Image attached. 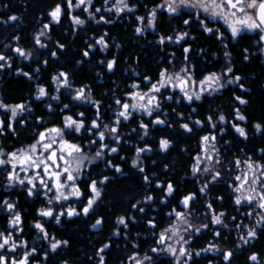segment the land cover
Returning a JSON list of instances; mask_svg holds the SVG:
<instances>
[{
	"label": "trees",
	"instance_id": "16d2710c",
	"mask_svg": "<svg viewBox=\"0 0 264 264\" xmlns=\"http://www.w3.org/2000/svg\"><path fill=\"white\" fill-rule=\"evenodd\" d=\"M103 1L94 0V3L102 5ZM159 1L161 0H129L130 4L137 6L136 11L122 14L115 19L107 15L106 18L111 23L95 24L88 20L82 27L73 29L66 12L67 0H0V48L11 50L13 47H20L26 53H32L27 61L47 60L48 63L40 70L41 75L49 71L52 74L67 72L73 82L72 86H82L85 95H88L90 90L91 99L99 101L100 108L106 112L108 106H111V99H118L121 94L133 91L132 84H138L140 89L147 91L151 83L158 80L159 71L164 68L178 69L182 64L187 65L191 67L196 79L210 72L221 73L230 79L236 75L242 78L235 84L226 82L219 91L204 94L200 100L191 103L173 95L172 99L160 100L161 109L154 111L152 115L158 116L160 113L166 121L164 125H153L150 118L147 119L148 129L143 143L151 150L142 156L141 167L145 171L141 173L138 168L130 167L127 160L118 162L125 168L126 174L112 175V178L103 184L102 202L98 205V215L103 220L102 229L89 231L85 219L80 228H71L67 232V248L50 255L45 264H60L65 258L74 264H92L96 246L103 247L105 244L109 247L106 248L104 264H118L127 253L151 257L149 262L143 264H172V258L168 254L151 255V249L156 245L157 233L169 225V214L173 209L179 208V201L184 196L195 194L191 201L192 208L200 213L202 221L205 217L203 212L209 210L208 203L212 204L215 212L224 211L227 217H238L228 182L221 177L210 182L192 172L201 137L222 127L223 131L217 136L216 142L225 161L233 163L237 159L249 157L264 164V60L255 34L241 32L233 39L220 22L205 21L208 27L219 29V32L223 33L224 38L218 40L215 32L206 33L200 23L185 11L178 14L160 12L155 21L158 33L137 34L134 28L138 24L136 14H143L142 5L150 7ZM57 3L61 4L64 13L58 23H51L48 13ZM10 16H16L18 19L9 20ZM185 19L190 21L189 25H184ZM47 23L50 25L47 38L42 40L46 47L38 48L35 43L36 33ZM180 32H187L188 36L176 42L174 37ZM104 33H107L105 40L108 47L101 51V46L95 45L89 50L90 55L84 57L83 51L87 49L88 44H95V39ZM161 35L172 36L173 40L160 45L157 36ZM16 36H19L18 41L13 39ZM57 42L64 44L65 48L59 49ZM185 47H189L188 53L183 51ZM53 51L57 53L56 57L51 55ZM225 51L230 53L228 57H225ZM245 56L248 57L247 60L244 59ZM18 58L25 61L20 55ZM110 59L116 60L111 71L107 69V61ZM101 61L104 63L101 64ZM37 64L41 66L40 63ZM229 64L233 67V72L224 75ZM25 70L32 73L29 67H25ZM145 76L150 77L151 82H145ZM240 83L244 85V89L239 87ZM32 84L33 82L24 75H10L3 81L1 89L6 99L21 101L24 94L33 89ZM235 96H241L247 103L239 104ZM192 106L194 111L190 109ZM236 108L246 117L242 126L247 138L241 137L232 127L236 122ZM220 114L225 116L224 122L218 120ZM208 116H212V122L216 125L214 129L207 121ZM197 119L203 123L196 125L194 121ZM183 123H188L192 131L181 128ZM257 123L261 124L259 131L255 130ZM161 138L171 141L167 150L160 149ZM112 159H117V156ZM93 168L95 172L98 167L95 165ZM110 173L113 172L110 170ZM144 175L149 177L147 182L143 179ZM158 182L160 187H157ZM169 182L175 189L171 195L166 192ZM205 183H208V188L201 193L199 189ZM148 195L153 199L145 200ZM219 197L223 199H218ZM137 201L140 203L137 204ZM133 204H137V207L132 208ZM140 208L144 211H139ZM120 216H124L128 224L127 231L120 227V232L126 236H107L112 235L116 219ZM150 219L155 221V227L148 224ZM227 223L230 224L229 220ZM58 233L65 236L64 230H59ZM210 238L212 235L206 230L194 236L191 245L202 247ZM219 240L224 242L222 235ZM227 240L229 243L230 237ZM247 252H256L258 262L249 259ZM188 264H264V226L258 229L252 245L243 252L233 253L229 261H224L221 256L200 254Z\"/></svg>",
	"mask_w": 264,
	"mask_h": 264
},
{
	"label": "snow or ice",
	"instance_id": "6c2138e0",
	"mask_svg": "<svg viewBox=\"0 0 264 264\" xmlns=\"http://www.w3.org/2000/svg\"><path fill=\"white\" fill-rule=\"evenodd\" d=\"M92 4V0H77L75 4L72 3V0H67V7L69 11L75 7L80 8L81 5H85L83 11L88 13V16L92 19H95V13H99L101 11L100 8L95 9V13L90 12L88 5ZM104 4H108V0H104ZM133 6H129L127 3V0H115V3L112 4L111 8H106L105 11L111 12L112 9H115V12L117 15H119L121 12H123L125 9H127L128 12H132ZM181 7H190V8H196L201 9L204 13H207L211 18L219 17L224 21V24L227 26V28L231 32V37L235 39L242 31L248 30V31H258L261 33L260 40L264 41V0H165V3L162 5H157L156 7L152 8L147 18L142 16H137L136 19L141 24H144L145 19H147V23L144 24V27L137 26L135 28V32L137 34L142 33L145 28H153L155 29V21L157 18V8H166L167 12L169 14L177 13L178 9ZM62 14V6L60 3H57L55 7L48 13V15L51 17L52 21L59 22ZM18 18L16 16H10L9 20H17ZM197 19H199V16H197ZM72 21L74 25H84L85 20L81 19L79 16H73ZM99 21H103L105 23H111L110 20H106L103 15L99 17ZM98 21V22H99ZM184 25H189L190 21L188 19H185L183 21ZM199 23L203 30L206 33H216V38L218 40H222L224 38V35L222 32H219V29H214L212 27H208L205 24L204 20H199ZM49 24H44L43 29L47 30L49 29ZM42 30L36 37H35V43L39 45L40 47H46L45 44L42 43L40 37L45 36L46 32ZM107 33H104L101 35L96 41L95 44H88L87 49L83 51V56L88 57L90 55L89 50L94 48L95 45L101 46V51L106 49L108 47V43L105 40V36ZM188 36L187 32H180L177 33L174 37L176 42H179L184 39V37ZM15 40H19V36L13 37ZM172 36H159L158 43L163 45L165 41H172ZM5 47H8L5 45ZM57 47L59 49H64L65 45L62 43L57 42ZM119 47V45H117ZM226 47V46H225ZM189 47H185L183 51L185 53L189 52ZM12 51L18 53L21 57H24L27 59L29 56L32 55L31 52H25L24 49L20 47H15L12 49ZM245 52H247V49H245ZM53 57H56L57 53L53 51L51 53ZM174 55V54H173ZM225 57H228L230 55L229 52L225 51L224 53ZM245 60L248 59L247 56L244 57ZM11 57L6 56L2 53H0V61H3V63H0V69H4L6 66L11 67L10 63ZM185 60H187V55H185ZM43 63L46 65L48 63L47 60L43 61ZM101 64L104 62L101 61ZM171 63V61H169ZM116 64L115 59H110L107 61V69L111 71ZM18 71H22L19 70ZM36 73L40 72V68L37 67L34 70ZM233 72V67L231 64L226 67L224 71V75H227L228 73ZM22 74L25 77H28L29 79H33L32 73L29 72H22ZM38 78V77H37ZM222 76L218 75L216 72H210L203 76L202 79L199 80L198 85L197 82L193 79V75L190 71L189 66L185 65L179 69V71L176 72H169L167 68L161 69L159 71V79L155 83H151V86L148 88L147 92H141L139 91V85L138 84H132L131 88L134 89L133 91H129L126 93V96L130 98L132 102H129L128 100L122 101L121 99H116L115 103L120 106L121 110L116 114V120L115 124L112 127H109V125L104 124L103 130H101V125L99 123L100 120V113H99V101H92L91 99V93L89 90L88 95H85V89L82 87L75 91V94L72 96L73 100H85L93 103L96 106L97 109V115L96 118L91 121V126L88 127L86 130L93 136V137H99V148L95 152V155L91 158H89L88 154L85 152L84 147L82 143H75L68 139H66V136L72 135L73 132L79 134L81 133V130L85 128V123L83 119H74L72 115H64L63 116V124L62 126H53L44 128V130L39 131L36 138L34 139V142L22 147L20 149L5 152V150L0 147V167L5 168L6 171V180L7 184L9 186H14L16 183H18L20 186L25 187L28 196H33L37 194V183L39 182V186L44 190L43 195L47 198V202L49 205L53 203V201H67L72 197H75L79 199L83 193L81 192V189L79 185L76 184V180L78 177L82 174V170L85 167V161H87L89 164L92 163V161L96 158L102 157L104 155L103 149L107 148L109 153H115L118 151L116 147H109L108 144L104 143L106 139V133L109 134L116 143H120V136L118 134V128L116 125L120 124V118H123L124 120H128L131 116V112L129 109H143L148 115H152L153 109H158L160 107V103L158 100L157 93L161 92L162 88H168L171 87L173 89L178 88L180 92L183 94L184 98L188 101H192L193 98L195 100H200L202 97V94L205 91H208L209 89L212 92L217 91L218 89L223 88L225 85L221 83ZM241 76L236 75L229 79L228 83H238L241 81ZM51 80L54 84H56V91L59 92L61 87H65L68 89H71V83L69 81V74L64 71L58 72L56 75H53L51 77ZM145 81L151 82V78L148 76L144 77ZM239 87L241 89H244V85L242 83L239 84ZM191 89V91H190ZM48 95V92L46 90V87L37 84L36 86V98L40 99L42 97H45ZM59 96H52V100H59ZM167 99H172L171 96L167 97ZM235 100L239 102V104L243 105L246 104L247 101L243 99L241 96H235ZM49 110L52 109V105H48ZM0 109L4 110V112L11 113L10 117L7 118V122L5 119H0V135H3L5 133L6 129H11L13 132H15V129L13 127V122L15 121L16 117L19 113H22L24 111H31V108L26 107L24 103H18L14 105H9L4 103L2 100H0ZM65 109H69L68 104H64L63 108L61 109V112H63ZM236 119L243 121L246 119V117L241 114L240 109L236 108ZM79 117H83L84 113L80 112L78 113ZM38 120L42 118H37ZM218 120L221 122L225 121V116L223 114H220L218 116ZM207 121L211 124L212 128H215V123L212 122V116L207 117ZM20 123H26V121L21 120ZM154 124H164L165 120L160 119L159 116L156 117L155 120L152 121ZM196 125H201L203 122L199 119L194 121ZM181 128L184 130L191 132L192 128L189 126L188 123H183L180 125ZM232 127L235 129V131L244 138H247V133L245 129L238 124L233 123ZM140 128L145 130V134H147L148 125L144 124L143 122L140 123ZM255 128L257 131L261 129V124L257 123L255 124ZM216 140L215 135H204L201 137V145H202V152L207 153L209 150V147H211V151L216 152V148L214 142ZM92 145H95L97 143V140L93 138L89 142ZM171 141L166 138H161L159 141V147L161 150H167ZM56 145L57 147H54ZM150 151L151 149L145 145V147H137L135 149L136 151V158L132 160V166L138 167L139 171L143 173L145 170L143 167L139 165L140 160V153H143L144 151ZM264 151V150H262ZM6 157V158H4ZM123 159V157H121ZM204 159L212 160L213 157L211 155H207L204 157ZM194 164L192 166V172L195 174L197 172L201 171V162L202 157L201 155H197L194 158ZM219 159L217 158L216 163H219ZM237 167L240 166L241 161L236 160L235 161ZM244 163L247 165L248 169L252 171L253 175L251 180L249 181V177L247 173H245L242 176L237 175L235 177V180L238 181L233 191L235 193H239V195H236L234 200L236 205H241L242 202H247L249 206L253 205L255 203V207L259 209L260 211L256 212V216L258 219L256 220V225L259 226L260 224L264 223V164H258L255 162H251L250 158L249 160L244 161ZM10 165L11 168L8 169L5 166ZM19 166L20 170L27 173L30 169L34 170L33 176H26L25 178H20L19 173L17 172V167ZM107 166L112 167L115 169L116 172H120L121 168L118 164H113L111 160L107 161ZM167 167V166H165ZM35 170H42V171H35ZM203 172L209 173L212 171V169L205 165L202 169ZM257 172L259 174L257 175ZM221 173L219 171H214V173L211 176V181H215L218 177H220ZM47 177V180L45 179ZM109 179L108 176H104L100 181L99 184L103 185L105 181ZM144 181L147 182L149 180L148 175H144L143 177ZM210 181V182H211ZM98 181L93 179L90 183V191L91 196L88 198L87 203L82 207L81 212L84 215H88L89 211L93 208V205L96 203L97 199L101 196V189L97 186ZM246 184H250V188L247 190V195H245V188L244 186ZM157 187H160L159 182L157 183ZM208 188V183H205L199 191L201 193L205 192V190ZM175 191L173 185L171 182L167 183L166 192L167 194L171 195ZM49 193H53L52 196H49ZM195 197L194 193H189L188 195L184 196L181 200V204L188 208L190 201H192ZM153 197L151 195H148L145 197V200H152ZM218 199H223L222 197H219ZM4 205L6 206L7 210L12 211L15 208V204L12 202H9L8 200H4ZM140 202L137 201V204ZM137 204H133L132 208H136ZM207 208L213 212L211 215V224H221L223 221L221 220V217L224 215L223 212L216 214L214 210L212 209V204L208 203ZM139 211L143 212L144 209L140 208ZM81 212H78L75 207L69 206L67 209H61L58 213L55 214V220L57 223H60L61 217L65 214L67 217H72L74 215H80ZM173 213L177 219V221L185 225L186 227L181 228L179 224L173 223L170 224L167 228L163 229L159 237L156 241L157 244L165 245L164 248L158 249V248H152V252L157 251H166L167 253L171 254L172 257L175 260V264H188L189 260L192 258L193 253L188 251L185 247H183V244H187L189 241L185 240L183 236L180 235V232L183 231L185 233H189L190 236V230L194 229L196 233H199L201 229H206L209 227V224H201L199 227H196L193 225L189 219L188 216L191 215V213H185L181 211H175L173 209ZM173 213H170L169 215H172ZM39 214L43 217H53L54 216V208L47 207L42 208L39 210ZM248 216H252L253 212L249 211L247 213ZM233 220H235V217H232ZM21 223V215L19 212H15L12 216V219L10 220V224L13 227H16L20 225ZM102 223L101 219H97L93 227H96L97 225H100ZM117 223L120 225H124L125 228L128 227V224L126 223V218L124 216H120L117 218ZM148 224L152 227H155V221L154 220H148ZM35 228L38 229L40 232L43 233V239L48 240L49 234L45 230L44 226L40 222L35 223ZM227 227V225H224ZM235 227L237 229H240L242 225L240 223L236 224ZM243 228L247 229L246 237L242 234L240 236V239L247 244L248 239H255L257 232L256 227L249 228L248 225H243ZM171 233V235H168V233ZM215 236H220V232L216 231L214 232ZM173 237H178L176 240V243H181L182 245L177 249L172 243H167L166 241L172 240ZM191 238V236H190ZM0 239H2V243H0V249H3L6 245L9 244L10 240L12 239L11 233L8 235H5V233L0 232ZM23 243V242H22ZM69 244L68 240H58L55 239V237H51L50 241V248L54 252L57 250L58 247L61 245L67 246ZM17 245L13 243L11 245V249L15 251ZM109 245L105 244L103 248L99 250L97 255L100 254V252H103L105 248H108ZM209 250H215L220 251L218 246L213 243H209L207 248L201 249L200 251H197L195 253L196 256H199L201 252L203 251H209ZM33 252L36 251L35 248L32 249ZM30 253L25 252L24 258L16 261L13 260L12 264H27L28 257ZM233 253L231 251H225L223 254L224 261H229ZM45 256H47V253H45ZM186 257V259L181 260V258ZM129 259H134L135 264H143V261L140 259H136L135 257H130ZM144 260H151V257L145 255ZM249 259L252 261H257V255L252 254ZM0 264H6V258L3 255H0ZM99 264H104V257L100 256V262Z\"/></svg>",
	"mask_w": 264,
	"mask_h": 264
},
{
	"label": "flooded vegetation",
	"instance_id": "af4514ba",
	"mask_svg": "<svg viewBox=\"0 0 264 264\" xmlns=\"http://www.w3.org/2000/svg\"><path fill=\"white\" fill-rule=\"evenodd\" d=\"M161 3H162V0L157 2L154 5H151L150 7H147L146 5H142L143 14H139V15L136 14V17L142 16V17L147 18L149 11L152 8L156 7L157 5H161ZM128 4L130 7L133 6V4L129 3V0H128ZM93 5L99 8L100 6L103 5V3L102 5H96L93 2ZM136 9H137V6L135 5L132 12L136 11ZM163 11H166V10L162 8H157V14ZM181 11H185L186 13L192 15V19H194L198 23H199V20L212 21V22L214 21L194 11H187V10H181ZM181 11H178L177 13H174V14H178ZM66 12H68V16L70 18L69 10L67 9ZM132 12L127 11V12H122V14H125V13L129 14ZM63 13L64 11L62 10L61 16L63 15ZM166 13L169 14L167 11ZM118 16L109 15V17H112L113 19H115ZM197 16H199V19H197ZM105 19L107 20L106 17ZM88 20L92 21L95 24L101 23V21L98 22L92 19H86L85 22ZM146 20L147 19H145L144 24ZM70 21H71V18H70ZM51 23H55V22H51ZM136 24L137 25L134 26V28H136L137 26L144 27V24H141L137 20H136ZM79 27H82V26L74 27V25H72L73 29H77ZM147 32H150L154 35L158 33L155 27V29L146 28L140 34H146ZM157 39H159V36H157ZM96 40L97 39H95V41ZM12 49L8 50L3 47L0 48V53L11 57V60H10L11 67L9 68L6 66L4 69H0V100H2L4 103L9 104V105L24 103L26 107L31 108V111H24L18 114L15 121L13 122V127L15 129V132H13L11 129H6L5 133L3 135H0V147H2L5 150V152H10V151H14L22 147H25L34 142V139L36 138L39 131H42L44 130V128H48V127L62 126L63 116L72 115L74 119H83L85 123V128L82 129L81 133L79 134L73 132L72 135L66 136V139L72 142H75V143H82L84 150L87 151L88 154L94 153L95 149L99 148V137H93L86 129L91 126V121L96 118V115H97L96 106L89 101L84 102L83 100H73L72 99V96L75 94V91L82 88V86H78V87L72 86L73 82L69 77V81L71 83V89L61 87L60 91L57 92L56 84L52 82L51 77L53 75H56L58 72L52 74L51 71H49L47 74H42V75L39 74L40 72L36 73L34 70L37 67H39L40 70L41 68L45 67V64L43 63V61H39V62L38 61H27V59L25 58H24L25 61H20V59L18 58L19 54L12 51ZM0 63H3V61H0ZM37 63H40L41 66H39ZM25 67H29L32 71L33 79H29L28 77L27 79L33 82L32 84L33 89H31L28 93H25L24 99L21 101H10L9 99H6L1 89L3 81L5 80V78L9 77L10 75L12 76L23 75L22 72L27 71L25 70ZM18 69L22 71H18ZM37 84H41L46 87V90L48 92L47 96L42 97L40 99L36 98ZM138 90L142 92L145 91L144 89H140V88ZM126 93L121 94V96L118 99H121L122 101L128 99V97L126 96ZM172 95L177 96V98L183 99V97L179 96L177 93H172ZM52 96H59L60 98L59 100H52L51 99ZM114 96L116 97V92ZM115 100L116 98L111 99V102H110L111 106H108L107 112L104 111V109H101L99 105V113H100L99 123L101 125V130L103 129L104 124L109 125V127H112L115 124L116 114L121 110L120 106L115 103ZM183 100L186 101L187 103H191L192 101H197V100L188 101L186 99H183ZM92 101L94 100L92 99ZM49 104L52 105L51 110H49L48 108ZM64 104H68L69 109H65L63 112H61V109L63 108ZM85 106H87L86 109H91L92 111L91 112L86 111ZM159 109H161V105L157 110H154V111H158ZM190 109L194 111L193 106ZM80 112L84 113L83 117L78 116V113ZM10 115H11L10 111L4 112V110L0 109V119H5V121L7 122V118L10 117ZM157 115L159 116L160 119H163L166 121V118L162 114L160 115V113H158ZM148 117L150 118L151 124L155 125L154 123H152V121L155 120L157 116L145 115L140 112L132 113L128 120H124L123 118H120V124L116 125V127L118 128V134L121 138L120 143H116L114 139L109 134L106 133V139L104 143L108 144L109 147H116L118 151L115 153H109L108 149L105 148L103 150L104 155L102 157L97 158L87 168H83L82 174L76 180V184L79 185L81 192L83 193V195L79 199L72 197L67 201L57 202L54 200L53 203L49 205L47 202V198L43 195L44 190L39 186L38 181H36L37 194L30 197L27 195L26 186L22 187L18 183H16L14 186H9L6 180L5 168L0 167V232L5 233V235H8L9 233H11V237H12L9 244L6 245L3 249H0V255H3L6 258V264H12L13 260L19 261L23 259L25 252L30 253L27 264H45L46 259L50 255L55 254L58 250H63V249L65 250L68 246V245L67 246L61 245L60 247L57 248L56 251L53 252L50 248L51 237L54 236L55 239H58L61 241L67 240V237H69V235L67 234L69 229L80 228L82 224L84 223L83 221L85 219H87L85 223L87 224V228L89 231L95 232V231L102 229L103 223H101L100 225H97L96 227H93L97 219L102 220V217L98 215V205L102 202L101 198H102L103 185L99 184V181L104 176H108L109 178H112V175L120 176V175L126 174L125 168L118 162H124L127 160L128 161L127 164L131 167L132 160L136 158L135 149L137 147H141V148L145 147L146 144L143 143V140L146 134H145V130L140 128V123L143 122L144 124H147ZM178 117L180 118L181 115H179ZM37 118H42V119L38 120ZM21 120L26 121V123H23V124L20 123ZM157 125H164V124H157ZM210 132L206 133L205 135L209 134ZM93 138L97 140V143L95 145H92L89 143L90 140H92ZM54 147H57V146L54 145ZM200 148H201V142H200ZM146 154H147V150L144 151L143 153H140V160H139L140 166H141L142 156ZM114 156H117V159H114L115 161L112 159ZM121 157H123V159H121ZM108 160H111L113 164H118L121 168V171L116 172L114 168L107 166ZM95 165H97L98 168H96V171L93 172L95 168L92 169V166H95ZM100 166L101 168H99ZM5 167L8 169L11 168L10 165L5 166ZM134 168H138V167H134ZM110 170L113 173H110ZM35 171H42V170H35ZM17 172L19 173L20 178H25L26 176L34 175V170L30 169L27 173H25L22 170H20L19 166L17 167ZM45 179L47 180V177H45ZM93 179L98 181L97 186L101 189V196L97 199L96 203L93 205V208L89 211V214L84 215L81 212V209L87 203L88 198L92 194L89 186ZM48 195L52 196L53 193H49ZM4 200H8L9 202L14 203L15 204L14 210L12 211L7 210L6 206L3 203ZM181 200L179 201V205H178L179 208H175V211L190 212L191 214H200L195 209L192 208L191 201L189 203L188 208H185L180 203ZM69 206L75 207L78 212H81V214L74 215L72 217H67V215L65 214L64 216L61 217L60 223H57L54 218L55 214L61 211L62 208L67 209ZM47 207L54 208L53 217H43L39 214L40 209L47 208ZM249 211L253 212V210L250 207H248V205H242L240 207H237L236 212L238 214L237 215L238 217H235V220L232 219V217L234 216L227 217L225 212L222 211L224 213L223 222L227 225V227L216 226V225L211 224V222L209 221H206V222L200 221L199 224H209V227L206 229H201L199 233H194L192 235L191 240L188 243L189 244L188 247L193 253V255H192V258L189 260V262L194 257H199L200 255L196 256L195 253L197 251H200L201 249L207 248L209 243L216 244L223 251H212V250L203 251L201 252V255L203 256L213 255L214 257L221 256L223 258V254L225 252L224 250L226 249H230L232 253H240L246 250L250 245H252L253 241H255L256 238L255 239L249 238L247 244L239 242V237L242 234L245 236V238H247L246 237L247 229L243 228V225L247 223L248 217H252V216L247 215ZM15 212L20 213L21 223L20 225L13 227L10 224V220L12 219V216L14 215ZM215 213H221V212H215ZM26 214L28 215L27 217H26ZM92 216L94 218L91 219L90 217ZM225 217H227V219ZM128 220H130V217L128 218ZM228 220L230 224L227 223ZM36 222H40L43 224L45 230L49 234L48 240L43 239V233L35 228L34 225ZM238 223L242 225L240 229H237L235 227V225ZM115 224H116V227L113 228L112 235H107V236H113L116 238H119L121 236L125 237L126 234L120 232V227H122L124 231H127L128 227L125 228L124 225L118 224L117 219H116ZM262 226H264V223L260 224L259 226L256 225V232ZM59 230H64L63 234H65V236L59 235L58 233ZM206 230H208L211 233L212 238H210V240H208V242H206L204 246L202 247L196 248L194 245H191L192 238L198 234H202ZM216 231H219L220 236L221 235L223 236L224 242L219 240L220 236L217 237L214 235V232ZM159 232L157 233V239L159 237L158 236ZM229 237L231 241L229 240V243H228L227 238L229 239ZM0 243H2V239H0ZM13 243L17 245L15 251L11 249V245ZM154 247L155 245L153 246V248ZM33 248L36 249L35 252L32 251ZM101 248L103 247L99 245L96 246V250L93 252L94 260L92 264H99L101 255L105 259L106 248L103 250V252H100V254L97 255V253L99 252ZM45 253H47V256H45ZM154 253L155 252L151 251V254H154ZM252 254L257 255L256 252H252V253L247 252L248 258ZM137 256L138 257L145 256V254L136 255V254L127 253L124 255V258L122 261L119 260L118 264H132L133 259H129V258L137 257ZM257 262H258V259H257ZM82 263L83 262L77 263V264H82ZM60 264H74V263L70 262L69 260L65 258L61 261Z\"/></svg>",
	"mask_w": 264,
	"mask_h": 264
},
{
	"label": "rangeland",
	"instance_id": "374dc122",
	"mask_svg": "<svg viewBox=\"0 0 264 264\" xmlns=\"http://www.w3.org/2000/svg\"><path fill=\"white\" fill-rule=\"evenodd\" d=\"M77 2V0H72V3L73 4H75ZM93 2H94V0H92V4L91 5H88V8H89V11L90 12H93V13H95V9L97 8L95 5H93ZM113 3H115V0H108V4L107 5H105L104 4V1H103V5L102 6H100L99 8L101 9V11L99 12V13H95V19H92L91 17H89L88 16V13L87 12H84L83 11V9H84V7H85V5H81V7L80 8H75V7H73L69 12H70V18H71V21H72V17L73 16H79L81 19H84V20H86V19H92V20H94V21H99V17L101 16V15H103L104 17H107V15H113V16H118L117 14H116V12H115V9H112V11L111 12H108V11H105V9L106 8H111V6H112V4ZM127 3H128V0H127ZM165 3V0H162V3H161V5L162 4H164ZM93 5V6H92ZM65 6H66V8L68 9V7H67V2H66V4H65ZM162 9H165L166 10V8H162ZM69 10V9H68ZM181 10H187V11H194V12H196V13H199V14H201V15H204L205 17H208L209 19H212V20H214V21H219L223 26H225V28L229 31V33L231 34V32H230V30L227 28V26L224 24V21L222 20V19H220L219 17H216V18H211L207 13H204L201 9H196V8H190V7H181L180 9H178V11H181ZM167 11V10H166ZM177 11V12H178ZM123 12H127V9H125ZM120 14H122V12L120 13ZM119 14V15H120ZM49 18H50V22H54V21H52V19H51V17L49 16ZM102 22V21H101ZM147 23V20H146V22H145V24ZM48 24V23H47ZM72 24H73V21H72ZM74 25V24H73ZM78 26H80V25H74V27H78ZM146 29V28H145ZM148 29H153V28H148ZM42 30H44L43 29V26L39 29V31L36 33V36L42 31ZM45 32H46V35L45 36H41L40 37V39H41V41L42 40H45L46 38H47V32H48V29L47 30H44ZM242 32H249V33H251V34H255L256 35V37H257V42L259 43V45H260V48H259V50H260V52H261V54H262V57H263V60H264V41H261L260 40V35H261V33H259L258 31H248V30H244V31H242ZM42 43L43 44H45L43 41H42ZM37 45V44H36ZM37 47L38 48H41L39 45H37ZM183 66H185V65H183L182 64V66L181 67H183ZM181 67H179L178 69H170L169 70V72H176V71H179V69L181 68ZM190 68V71L192 70L191 69V67H189ZM192 73V72H191ZM218 75H221L223 78H222V80H221V83H226L230 78H227L226 76L224 77L223 76V74H221V73H217ZM193 75V74H192ZM203 78V77H202ZM202 78H200V79H202ZM159 79V78H158ZM193 79L197 82V85H198V82H199V80L200 79H196V78H194L193 77ZM155 83V82H154ZM151 86V85H150ZM220 89H218L217 91H219ZM148 91V90H147ZM147 91H143V92H147ZM190 91H191V89H190ZM217 91H215V92H217ZM142 92V91H141ZM215 92H212L210 89L208 90V91H205L203 94H212V93H215ZM172 93H177L179 96H182L183 97V99H185L184 98V96H183V94L180 92V90L178 89V88H176V89H173V88H171V87H168V88H162L161 89V92L160 93H157V94H155V95H157V97H158V100H159V103H160V100H162V99H166L167 100V97H169V96H171L172 97ZM86 94V93H85ZM202 94V95H203ZM126 100H128L129 102H132L131 100H130V98L128 97V99H126ZM193 100H195V98H193ZM84 102H87V101H85V100H83ZM154 110H157L156 108H154L153 109V111ZM129 111L131 112V114L132 113H143V114H145V115H148L143 109H136V110H133V109H129ZM234 117H235V120H236V122H235V124H238L239 126H241V127H243L242 126V121H240V120H238V119H236V113H235V115H234ZM214 129V128H213ZM234 129V128H233ZM256 129V128H255ZM103 130V129H102ZM235 130V129H234ZM222 131H223V129H222V127H220V128H218L217 130H215V131H211L209 134H207V135H215L216 136V138H217V136L218 135H220L221 133H222ZM257 131V130H256ZM212 143H214V145H215V148H216V152H213V151H211V147H209V150H208V152L207 153H204V152H202V145H201V148H200V150H199V155H201V157H202V162H201V165H200V167H201V171L200 172H197V173H195V175L197 174L198 176H200V178L201 179H207V181H211V176H212V174L214 173V171H219L220 173H221V175H220V177L221 178H223V180L224 181H226V182H228L229 183V186H230V191H231V194H232V198H233V202H234V204H235V200H234V198H235V196L236 195H239V193H235L234 191H233V188H234V186L237 184V183H239L238 181H236L235 180V177L237 176V175H240V176H242L243 177V175L245 174V173H247V175H248V177H249V181L251 180V178H252V175H253V173H252V171H250L249 169H248V167H247V165L244 163V161H246V160H249V158H245V159H243V160H241V159H239L240 161H241V164H240V166L239 167H237V165H236V163L235 162H233V163H230L229 161H225L224 159H223V157L221 156V154H220V152H219V149H218V146H217V142H216V140L214 141V142H212ZM97 149L98 148H96L95 149V152L97 151ZM104 150V149H103ZM86 153H87V151H85ZM95 152L94 153H90V154H88V156H89V158H91V157H93L94 155H95ZM197 154V155H198ZM196 155V156H197ZM207 155H211L212 157H213V159L212 160H207V159H204V157L205 156H207ZM195 156V157H196ZM217 158L219 159V163H216V160H217ZM97 159V158H96ZM96 159H94L93 161H95ZM250 160H251V162H255V163H258V164H260L259 162H257V161H253L251 158H250ZM92 161V162H93ZM236 161V160H235ZM195 162V161H194ZM91 164V163H90ZM87 161H85V167L84 168H87L89 165H90ZM194 164V163H193ZM205 165H208L211 169H212V171L211 172H209V173H205V172H203L202 171V169H203V167L205 166ZM193 166V165H192ZM259 174V172H257V175ZM220 177H218V178H220ZM217 178V179H218ZM216 179V180H217ZM244 188H245V195H247V190L250 188V184H246L245 186H244ZM242 205H248L247 204V202H242V204L241 205H236L235 204V206H237V207H240V206H242ZM248 207H250L252 210H253V213H254V215H252V217H248V219H247V223L245 224V225H248L249 226V228H251V227H256V220L258 219V217L256 216V212L257 211H260V210H257V208L255 207V203L253 204V205H251V206H249L248 205ZM208 213H204L203 215H205V217L203 218V221H209V222H211V215L213 214V212L212 211H207ZM185 213H189V212H185ZM216 214H218V213H216ZM188 219H189V221L193 224V225H195L196 227H199L201 224H199V222H200V220L202 219L201 217H199V214H191L190 216H188ZM221 220L223 221V216L221 217ZM202 221V220H201ZM173 223H177V224H179V226L181 227V228H183V227H186L185 225H182V224H180L178 221H177V219H176V217H175V215H174V213H173V215L171 216V220H170V223H169V225L170 224H173ZM168 225V226H169ZM213 225H216V226H222V227H225L224 225H226L224 222L223 223H221V224H213ZM167 226V227H168ZM166 227V228H167ZM162 231V230H161ZM160 231V232H161ZM160 232H159V234H160ZM246 232H247V230H246ZM194 233H196L195 232V230L194 229H192V230H190V236L192 237V235L194 234ZM159 234H158V236H159ZM168 235H171V233L169 232L168 233ZM180 235L181 236H183L184 237V239L185 240H188L189 242H190V240H191V238H190V236H189V233H185V232H183V231H181L180 232ZM178 239V237H173V239L172 240H168V241H166V244L167 243H172L177 249L182 245V242L181 243H176V240ZM188 242V243H189ZM239 242L240 243H244L241 239H240V237H239ZM183 244L182 246L183 247H185L188 251H190L191 252V250L189 249V247H188V245L189 244ZM165 247V245H160V244H157L156 243V245H155V248H158V249H162V248H164ZM218 248L220 249V247L218 246ZM212 251H215V250H212ZM220 251H223L222 249H220ZM224 251H230V249H226V250H224ZM154 254H157V255H161V254H168L171 258H172V264H175V260H174V258L172 257V255L171 254H169V253H167L166 251H157V252H155ZM154 254H151V255H154ZM136 259H140V260H142L143 261V263L144 262H149V260H144L143 258H144V256H140V257H135ZM183 259H186V257H183V258H181V260H183ZM132 264H135V260L133 259V261H132Z\"/></svg>",
	"mask_w": 264,
	"mask_h": 264
}]
</instances>
